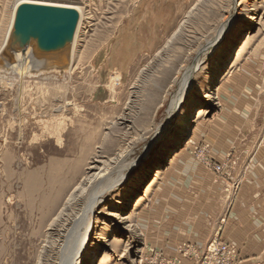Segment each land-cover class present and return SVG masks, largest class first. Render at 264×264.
Instances as JSON below:
<instances>
[{"label":"rangeland","instance_id":"374dc122","mask_svg":"<svg viewBox=\"0 0 264 264\" xmlns=\"http://www.w3.org/2000/svg\"><path fill=\"white\" fill-rule=\"evenodd\" d=\"M59 1L82 11L71 68L61 72L54 68L58 63H40V69L22 79L0 61V176L3 171L11 174L8 186L5 177L0 179V264H38L56 214L51 193L58 192L62 182L68 185L82 177L97 153L111 158L120 149L127 150L123 169L128 175L107 193L106 207L93 215L92 224L98 227L91 264H138L145 250L144 211L172 171L173 156L178 167L190 157L211 170L208 161L225 162L221 176L225 191L234 197L244 174L256 165L254 157L264 151L263 131L258 143L244 147L248 159L241 174L230 180L237 156L212 160V146L203 135L224 107L229 84L249 89L264 122V0ZM16 2L0 0V50ZM237 11L240 16L218 39L222 23ZM249 16H255L256 23L245 30ZM199 58L204 63L195 73L192 98L181 111L187 119L196 110L200 115L187 120L192 126L188 139L159 164L177 135L161 137L147 148L168 118L186 67ZM226 61L229 66L211 90L219 102L214 105L201 95L208 91L212 72ZM122 116L128 118V128L115 125ZM237 134L242 142L251 138ZM111 211L122 213L128 222L119 223L108 215ZM130 223L133 230L126 228ZM74 242L70 250L75 253ZM81 250L79 255L85 252Z\"/></svg>","mask_w":264,"mask_h":264},{"label":"crops","instance_id":"0c3cea01","mask_svg":"<svg viewBox=\"0 0 264 264\" xmlns=\"http://www.w3.org/2000/svg\"><path fill=\"white\" fill-rule=\"evenodd\" d=\"M253 99L247 87L229 84L224 107L203 134L205 142L212 146V160L220 162L231 153L237 156L230 180L241 174L248 159L244 147L258 143L264 131ZM237 132L248 133L251 138L242 142ZM263 152L254 157L256 165L244 174L234 197L225 191L221 175L191 157L178 167L176 158L159 194L145 208L142 222L145 248L191 264L192 260L179 254L181 244L190 243L202 250L211 239L219 237L236 246L235 264H264Z\"/></svg>","mask_w":264,"mask_h":264},{"label":"bare ground","instance_id":"6f19581e","mask_svg":"<svg viewBox=\"0 0 264 264\" xmlns=\"http://www.w3.org/2000/svg\"><path fill=\"white\" fill-rule=\"evenodd\" d=\"M21 0H17L15 3L13 13L11 16V21L9 25V29L5 38L3 46L5 45V42L7 41L13 18H14V11L15 7L18 4V2ZM31 1H40V2H47V3H58V4H64L60 3L59 0H31ZM64 1V0H63ZM231 3L233 0H230ZM67 4V3H66ZM73 5V4H70ZM77 7V5H74ZM81 12V19L79 22V26L75 35V40L70 52V55L67 58H55L54 60L50 61H43V60H33L29 56L26 63L24 65L19 64L16 59L14 63H11V67L16 70L17 74L20 78H24L28 74H31V72H34L35 70L40 69V63H58L59 65L54 66V68H57L61 72L67 68H71L73 64V59L76 53V47H77V39L79 35V31L81 28V22H82V11L79 7H77ZM234 8V7H233ZM239 11V10H238ZM237 11L236 16L231 17L230 19L226 20L224 23H222L220 28V33L218 39L223 38V34H225L229 27L240 16V13ZM255 16H249L248 19H246V22H244L243 26H246L245 30H247L248 26L255 24ZM245 36H248L249 39L250 36L246 34ZM247 41V40H246ZM245 41V44H246ZM216 43L214 44V46ZM218 45V44H217ZM212 46V45H211ZM3 47H1L2 49ZM242 48V47H241ZM1 51V50H0ZM205 54V52H204ZM16 58L19 56L15 54ZM228 58V56H227ZM68 62V63H67ZM5 63V62H4ZM61 63V64H60ZM67 63V64H65ZM204 62L201 61V58L197 59L195 63L192 66L186 67V70L182 76L181 83L179 86L178 93L170 102V105L168 107L167 113L168 118L162 126L158 128V131L156 133L155 138L153 139L150 146L147 148V152L159 141L161 137H171L175 134L177 135L176 138L173 139L175 141V144L171 146L168 150L166 149L161 157V160L159 164L164 160L167 161V155L169 153H172L175 151V149L183 143L189 134H191L192 129L191 125L187 126V120L191 119L192 117H195L196 115H200L199 113H196L194 111L190 118L187 115L184 114L183 109L188 104L189 99L192 98V95L190 92L194 89L195 86V73L201 68V64ZM43 65V64H42ZM229 66V63L226 61L224 62V65L222 67L217 68L215 71L212 72L210 82V86H208L206 89L208 90L206 94H202L201 96L204 98H208L210 101H214L215 104H219V102L215 103V100L217 98V93L211 91L216 87L214 83L216 81H219V77L222 73L225 72V69ZM43 67V66H42ZM48 67V66H47ZM71 70V69H70ZM212 83V84H211ZM52 86V85H51ZM22 90V89H21ZM210 90V91H209ZM132 102V101H131ZM201 106V105H200ZM198 107V109L202 107ZM132 107V106H129ZM131 109V108H130ZM182 110V111H181ZM204 114L208 113L207 109ZM182 112V113H180ZM176 116V118H175ZM121 122H117L115 125L117 127L119 126H129L127 124L128 118L125 116H122ZM191 121V120H190ZM195 121V120H194ZM128 128V127H127ZM195 128V127H194ZM197 129V127L195 128ZM111 134L108 133L106 137L110 136ZM155 135V134H154ZM190 137V136H189ZM127 150L120 149L119 152L116 154L115 157H107L102 155V153H97L95 156L91 158V160L88 163V166L82 175V177H75L68 185H64L62 182V187L59 189L58 192L51 193L49 197V201L52 200L55 203L54 210H56L55 217L52 219L50 225H51V231L48 232V237L45 240V243L42 248L41 252V259L38 261V264H83V260L85 259L84 264H91L93 261H95V252L92 248L93 243L95 240H97V227L98 225L92 224V218L95 213H97V210L104 206L106 207L105 198L107 193H111L115 190L116 186L119 185V183L125 179V177L128 175V173L124 172V163H123V157L125 156ZM130 152V151H129ZM167 152V153H166ZM176 152V151H175ZM171 158V156H170ZM169 158V159H170ZM176 156H173L172 159H170V165L173 166L176 162ZM168 159V160H169ZM136 163H133L131 166L135 165ZM160 171V168H156L154 173L156 172V175L158 176ZM3 176H0V179H3L5 177L6 185H10L11 183V174L7 173L5 174V171L2 172ZM4 189V185L2 190ZM57 203V204H56ZM108 215L115 216L117 221L122 224H126L128 222V217L123 216L122 213H117L115 211L108 212ZM97 220L99 217H96ZM121 224V225H122ZM126 228H129L130 230H133V225L130 223L126 225ZM78 242V249L74 253V250H70L73 247V243L75 244ZM81 251H85L80 254ZM55 253V255H58L59 257H56V259L51 258V253ZM79 255V257H78ZM81 258V260H79Z\"/></svg>","mask_w":264,"mask_h":264},{"label":"water","instance_id":"95a60500","mask_svg":"<svg viewBox=\"0 0 264 264\" xmlns=\"http://www.w3.org/2000/svg\"><path fill=\"white\" fill-rule=\"evenodd\" d=\"M80 19L81 12L74 5L19 1L7 41L0 51V61L7 65L17 59L24 65L29 56L43 61L67 58Z\"/></svg>","mask_w":264,"mask_h":264},{"label":"built area","instance_id":"2783aa9c","mask_svg":"<svg viewBox=\"0 0 264 264\" xmlns=\"http://www.w3.org/2000/svg\"><path fill=\"white\" fill-rule=\"evenodd\" d=\"M207 165L211 167L217 175H223L225 162L214 164L208 161ZM228 188V187H227ZM232 186L227 189L232 190ZM231 189V190H230ZM179 254L192 260L191 264H235L237 262V248L219 237L211 239L204 249L196 248L190 243H183L178 247ZM138 264H184L179 259L168 258L161 252L154 249H146L139 255Z\"/></svg>","mask_w":264,"mask_h":264}]
</instances>
